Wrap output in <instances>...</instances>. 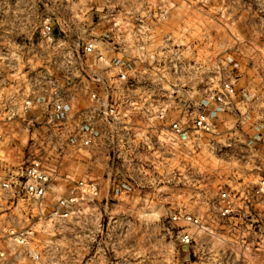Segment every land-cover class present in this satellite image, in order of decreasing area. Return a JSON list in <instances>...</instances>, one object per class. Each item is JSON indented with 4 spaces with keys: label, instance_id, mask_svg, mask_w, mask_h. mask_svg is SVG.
<instances>
[{
    "label": "rangeland",
    "instance_id": "374dc122",
    "mask_svg": "<svg viewBox=\"0 0 264 264\" xmlns=\"http://www.w3.org/2000/svg\"><path fill=\"white\" fill-rule=\"evenodd\" d=\"M42 40H96L107 54L132 59L129 88L116 94L128 125L119 157L94 147L57 158L64 187L66 176L99 183L82 216L32 221L37 209L3 186L33 159L31 134L18 115L0 122V264H264V197L246 198L264 175V148L247 135L264 132L247 119L264 113V0H0V119L4 103L19 111V69L37 64L32 46ZM228 79L263 99L220 116L211 105L212 128L194 129L202 100ZM174 121L188 134H177ZM225 190L236 208L221 218L213 202ZM179 212L211 226L180 222L194 236L182 244L171 227ZM29 226L39 263L10 236Z\"/></svg>",
    "mask_w": 264,
    "mask_h": 264
},
{
    "label": "built area",
    "instance_id": "2783aa9c",
    "mask_svg": "<svg viewBox=\"0 0 264 264\" xmlns=\"http://www.w3.org/2000/svg\"><path fill=\"white\" fill-rule=\"evenodd\" d=\"M42 43L44 47L32 46L37 64L19 69L22 75L19 111L14 112L13 105L4 103L8 111L0 119V122L10 125L18 115L23 130L31 134L27 154L33 159L3 182V186L23 195L37 209L30 215V220L67 221L82 216L81 205L97 198L99 183L66 176L69 185L64 187L59 183L65 176L58 172L57 158L90 153L94 147H101V155L110 158L120 156L118 147L125 140L124 131L128 123L120 115L116 94L120 91L125 93L129 88L132 59L107 54L96 40H42ZM231 61H234L233 57ZM260 74L264 77V69ZM130 84L132 90L140 86L138 80ZM262 99L263 93L250 89L239 93L235 81L225 80L219 89L202 100V111L193 120V127L200 130L212 128L211 105H215L213 112L220 116L239 104L257 103ZM81 101L85 104L76 108ZM258 114L259 118L248 114V121L255 124L258 120L264 124V113L258 110ZM172 127L179 135L188 134L189 130L178 121H174ZM247 135L264 148V132L251 128ZM115 165L113 162L112 166ZM248 193L247 203L251 201L250 196L264 197V175ZM48 199L54 202L51 209L47 207ZM235 208L234 197L226 190L213 202V210L221 218H228ZM103 217L101 210V219ZM171 222L173 234L182 244L193 242L194 236L180 222L199 231H207L211 226L200 216L182 212L175 213ZM101 228L102 223V231ZM34 232L29 226L19 232H11L10 236L14 243L25 247V257L39 263L42 255L31 247ZM0 253L4 255V252ZM119 263L110 259L105 264Z\"/></svg>",
    "mask_w": 264,
    "mask_h": 264
},
{
    "label": "crops",
    "instance_id": "0c3cea01",
    "mask_svg": "<svg viewBox=\"0 0 264 264\" xmlns=\"http://www.w3.org/2000/svg\"><path fill=\"white\" fill-rule=\"evenodd\" d=\"M9 76V73L7 74V77ZM253 113H256L255 110H252ZM133 264H136V262H132ZM131 264V263H130Z\"/></svg>",
    "mask_w": 264,
    "mask_h": 264
}]
</instances>
